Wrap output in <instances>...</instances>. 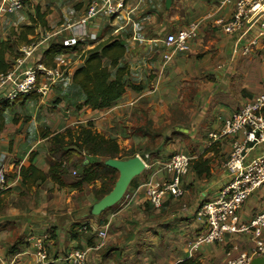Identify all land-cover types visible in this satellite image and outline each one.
<instances>
[{
  "label": "crops",
  "instance_id": "crops-1",
  "mask_svg": "<svg viewBox=\"0 0 264 264\" xmlns=\"http://www.w3.org/2000/svg\"><path fill=\"white\" fill-rule=\"evenodd\" d=\"M26 1L25 9L0 15V41L9 40L13 30L19 34L23 27L32 26L40 8L46 26L36 29L38 48L27 60L31 66L41 63L52 46L62 48L69 26L78 22L94 0ZM223 1L173 0L167 9L166 0H127L112 24L102 17L95 20L89 30L97 41L69 54L62 49L48 59L49 66L68 72L50 94L8 101L0 93L4 116L0 167L5 168L9 182L8 190L0 193V264H40L32 238L46 240L47 264H68L66 255L75 249L89 251V264H179L189 259L227 264L232 248L235 258L254 245L250 234L234 233L226 235L224 244L193 249L207 229L196 215L197 208L215 200L228 182L224 164L231 140L212 139L209 134L264 90L263 47L246 57L241 54V46L257 36L263 18L236 34H226L218 22L233 16L234 4ZM193 22L200 27L189 50L175 52L170 62L165 61L167 36ZM108 41L126 46L121 66L129 67L125 81L131 87L110 107L93 110L85 105V95L73 78L84 63L81 55ZM22 47H16V55ZM6 59L15 63L10 55ZM174 104L182 105L181 114L171 112ZM89 125L116 140L120 148L135 150V156H150L145 172L137 182L134 179L124 199L99 217L85 214L99 200L94 184L81 192L60 188L51 180V142L41 137L45 128L61 133ZM164 138L169 140L161 147ZM174 154L191 158V171L182 179L184 195L167 196L163 207L156 209L140 185L146 180H171L165 164ZM259 156H264V145L251 152L250 160ZM200 159L207 161L208 176H199L193 167ZM91 160L102 161L88 156L85 162ZM29 167L47 177L30 191L21 176V169ZM100 187L97 182L96 188ZM263 208L264 185L238 211V226L248 225ZM100 232H106L104 239ZM102 241L105 246L100 247Z\"/></svg>",
  "mask_w": 264,
  "mask_h": 264
},
{
  "label": "built area",
  "instance_id": "built-area-1",
  "mask_svg": "<svg viewBox=\"0 0 264 264\" xmlns=\"http://www.w3.org/2000/svg\"><path fill=\"white\" fill-rule=\"evenodd\" d=\"M127 0H94L78 22L69 26V35L62 40V48L77 51L80 46L97 41L98 37L89 29L98 17L106 19L110 24L123 12ZM222 4H234V14L229 19H220L218 25L226 34H236L246 26L262 17V24L256 37L241 46L242 56H249L253 49H264V0H225ZM26 7V0H0V15H11ZM199 23L193 22L184 30L169 34L165 40L163 58L170 62L174 53L188 51L190 43L199 32ZM38 48V42L20 49L14 68L6 76L0 77V93L8 101L33 94L47 96L55 85L68 76V72L60 66L48 67L37 62L27 65ZM212 139H230L231 151L224 170L228 182L219 196L199 206L196 215L206 223V231L200 235L193 249L198 250L203 244H224L227 234L246 233L252 236V251H242L233 258L232 248L227 256V264H250L255 257H264V208L248 225L238 226L237 213L251 195L264 185V156L250 160L251 152L264 145V90L245 104L238 112L226 119L221 129L209 134ZM142 158V157H141ZM149 155L142 158L147 165ZM167 172L173 175L168 181L146 180L140 187L144 190L148 203L160 209L167 196L181 198L184 195L182 179L191 171V158L186 154H174L165 164ZM76 175V173H74ZM9 182L4 167H0V193L7 191ZM101 238L106 232H100ZM35 242L36 258L40 264H47L49 251L44 238H32ZM100 247L105 246L102 241ZM68 264H89V251L75 249L66 255Z\"/></svg>",
  "mask_w": 264,
  "mask_h": 264
},
{
  "label": "trees",
  "instance_id": "trees-1",
  "mask_svg": "<svg viewBox=\"0 0 264 264\" xmlns=\"http://www.w3.org/2000/svg\"><path fill=\"white\" fill-rule=\"evenodd\" d=\"M36 14V18L32 19V26L23 27L19 34L13 30L9 40L0 41V77L6 76L14 68V64L7 61V55L16 60L19 55L15 54L16 47L29 46L36 42V29L40 25L46 26L40 8H37ZM62 49L59 46H52L41 63L54 67L49 66L48 59L59 55ZM125 54L124 44L119 41H108L81 55L84 63L77 69L73 80L83 91L86 106L93 110L108 108L124 95L127 88L131 87L125 81L130 73L129 67L121 66ZM3 124V109H0V130ZM41 137L49 138L51 142L48 156L51 180L60 188H74L81 192L94 184V193L99 200L112 190L117 180V172L107 167L104 160H123L132 158L136 154L134 151L120 148L116 140L98 133L91 125L69 128L61 133H53L45 128L41 131ZM88 156L100 157L102 161L91 160L85 164ZM204 163L207 164V161L200 159L193 164L199 176L209 175ZM79 170L82 172L79 173ZM21 176L29 191L32 187H36L39 180L44 182L47 179L46 175L35 167L22 168ZM97 182L101 183L100 188H96ZM179 264L201 263L196 259H189Z\"/></svg>",
  "mask_w": 264,
  "mask_h": 264
},
{
  "label": "water",
  "instance_id": "water-1",
  "mask_svg": "<svg viewBox=\"0 0 264 264\" xmlns=\"http://www.w3.org/2000/svg\"><path fill=\"white\" fill-rule=\"evenodd\" d=\"M172 2L173 0H166L167 9L171 8ZM85 164H87V161ZM104 164L115 170L118 173V178L108 194L86 209V216L99 217L120 203L126 196L134 179L142 175L147 168V165L139 155L123 160L105 159ZM250 264H264V257H255Z\"/></svg>",
  "mask_w": 264,
  "mask_h": 264
},
{
  "label": "rangeland",
  "instance_id": "rangeland-1",
  "mask_svg": "<svg viewBox=\"0 0 264 264\" xmlns=\"http://www.w3.org/2000/svg\"><path fill=\"white\" fill-rule=\"evenodd\" d=\"M26 7H28L27 1H26ZM67 53L69 54V53H71V51H68ZM175 103H177V102H175ZM181 107H182L181 104L180 105L179 104H174V105L171 106V110H172L171 112H173V114H175V115L181 114L180 111L183 109ZM173 133H175V131L171 132L170 135H172ZM168 140H169V138H164V140H162L163 142H162L161 147H163ZM133 151L135 152V150H133ZM125 159H128V158H125ZM140 177H141V175L138 178L136 177L135 181L137 182ZM116 178H118V174H116ZM128 190H130V188ZM127 193H128V191H127ZM127 193H126V195H127ZM253 248H254V245L251 246L250 248H248V250H244V251L249 252V251H252Z\"/></svg>",
  "mask_w": 264,
  "mask_h": 264
}]
</instances>
